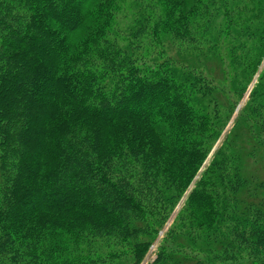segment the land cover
Returning <instances> with one entry per match:
<instances>
[{
	"label": "trees",
	"instance_id": "16d2710c",
	"mask_svg": "<svg viewBox=\"0 0 264 264\" xmlns=\"http://www.w3.org/2000/svg\"><path fill=\"white\" fill-rule=\"evenodd\" d=\"M263 63L264 0H0V264H264Z\"/></svg>",
	"mask_w": 264,
	"mask_h": 264
},
{
	"label": "rangeland",
	"instance_id": "374dc122",
	"mask_svg": "<svg viewBox=\"0 0 264 264\" xmlns=\"http://www.w3.org/2000/svg\"><path fill=\"white\" fill-rule=\"evenodd\" d=\"M170 49H171V50H170V54L174 56L175 53L177 52V48H176L175 46H170ZM262 67H264V63H263V66H262ZM250 88H251V87H250ZM247 97H248V93L246 94L245 99H246ZM245 99H244V101H245ZM244 101L242 102V104L244 103ZM238 108H240V106H239ZM232 122H233V120L229 123L227 129H229V128L232 127V125H233ZM215 148H216V147H215ZM211 155H212V153L210 154V156H211ZM210 156H209V158H210ZM207 161H208V160H207ZM187 193H188V192H187ZM185 197H186V195L183 197V199L180 201V203L178 204V206H177L176 209L174 210L173 214L171 215V217H170V219H169V221H168V223H167V225H166V227H165V230H167V229L169 228V226L173 223V221H174V219H175V217H176L178 211L180 210V208H181L182 205H183V202H184V200H185ZM160 236H161V237L163 236V232L161 233ZM156 249H157V244L151 248V250H150V252L148 253L146 259H145L144 262H143V264H147L149 261H152L153 259H155V257H156Z\"/></svg>",
	"mask_w": 264,
	"mask_h": 264
}]
</instances>
